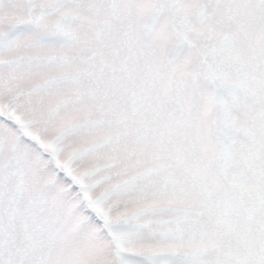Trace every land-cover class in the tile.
<instances>
[{"label":"snow or ice","instance_id":"1","mask_svg":"<svg viewBox=\"0 0 264 264\" xmlns=\"http://www.w3.org/2000/svg\"><path fill=\"white\" fill-rule=\"evenodd\" d=\"M0 264H264V0H0Z\"/></svg>","mask_w":264,"mask_h":264}]
</instances>
